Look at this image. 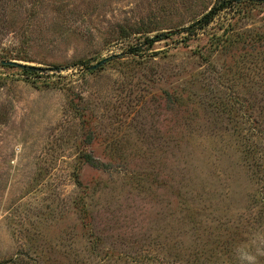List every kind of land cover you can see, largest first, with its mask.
Returning <instances> with one entry per match:
<instances>
[{
    "label": "rangeland",
    "instance_id": "1",
    "mask_svg": "<svg viewBox=\"0 0 264 264\" xmlns=\"http://www.w3.org/2000/svg\"><path fill=\"white\" fill-rule=\"evenodd\" d=\"M216 1L0 0V264H264V0Z\"/></svg>",
    "mask_w": 264,
    "mask_h": 264
},
{
    "label": "trees",
    "instance_id": "2",
    "mask_svg": "<svg viewBox=\"0 0 264 264\" xmlns=\"http://www.w3.org/2000/svg\"><path fill=\"white\" fill-rule=\"evenodd\" d=\"M232 3V0H217L216 3L210 8L209 11H207L204 15H202L197 22L194 25H198L199 27L204 26L205 24H208L222 9L228 7ZM184 30H191L189 27L183 28ZM167 33H161L156 35L153 38L148 39L149 42L156 41L164 36H166ZM14 65V64H12ZM21 67H26L24 69L30 70H37L38 67L35 66H23L22 64H18ZM89 161L91 162V158H89Z\"/></svg>",
    "mask_w": 264,
    "mask_h": 264
},
{
    "label": "water",
    "instance_id": "3",
    "mask_svg": "<svg viewBox=\"0 0 264 264\" xmlns=\"http://www.w3.org/2000/svg\"><path fill=\"white\" fill-rule=\"evenodd\" d=\"M3 62H7V61H3ZM8 63H17V62H15V61H9Z\"/></svg>",
    "mask_w": 264,
    "mask_h": 264
}]
</instances>
